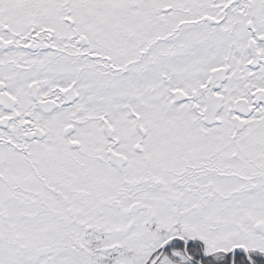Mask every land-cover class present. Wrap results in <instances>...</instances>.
I'll use <instances>...</instances> for the list:
<instances>
[{"label": "snow or ice", "instance_id": "obj_1", "mask_svg": "<svg viewBox=\"0 0 264 264\" xmlns=\"http://www.w3.org/2000/svg\"><path fill=\"white\" fill-rule=\"evenodd\" d=\"M0 264H264V0H0Z\"/></svg>", "mask_w": 264, "mask_h": 264}]
</instances>
